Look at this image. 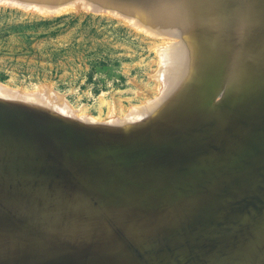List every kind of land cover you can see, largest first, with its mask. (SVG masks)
I'll list each match as a JSON object with an SVG mask.
<instances>
[{
	"label": "bare ground",
	"instance_id": "bare-ground-1",
	"mask_svg": "<svg viewBox=\"0 0 264 264\" xmlns=\"http://www.w3.org/2000/svg\"><path fill=\"white\" fill-rule=\"evenodd\" d=\"M0 2L173 40L123 116L0 85V264H264V0Z\"/></svg>",
	"mask_w": 264,
	"mask_h": 264
},
{
	"label": "rangeland",
	"instance_id": "rangeland-1",
	"mask_svg": "<svg viewBox=\"0 0 264 264\" xmlns=\"http://www.w3.org/2000/svg\"><path fill=\"white\" fill-rule=\"evenodd\" d=\"M3 4L0 85L20 93L52 87L43 88L55 91L56 102L68 106L71 114L100 120L110 106L116 116H123L128 107L160 95L162 81L155 79L159 47L154 45L173 40L146 36L138 25L134 30L133 22L109 12L106 16L105 10L85 12L87 8L76 6L62 14L44 11L43 16L36 9Z\"/></svg>",
	"mask_w": 264,
	"mask_h": 264
},
{
	"label": "water",
	"instance_id": "water-1",
	"mask_svg": "<svg viewBox=\"0 0 264 264\" xmlns=\"http://www.w3.org/2000/svg\"><path fill=\"white\" fill-rule=\"evenodd\" d=\"M158 21H162V18H159Z\"/></svg>",
	"mask_w": 264,
	"mask_h": 264
}]
</instances>
